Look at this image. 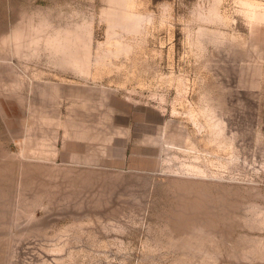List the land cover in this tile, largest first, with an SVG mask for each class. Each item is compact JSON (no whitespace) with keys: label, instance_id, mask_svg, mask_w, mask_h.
Instances as JSON below:
<instances>
[{"label":"rangeland","instance_id":"374dc122","mask_svg":"<svg viewBox=\"0 0 264 264\" xmlns=\"http://www.w3.org/2000/svg\"><path fill=\"white\" fill-rule=\"evenodd\" d=\"M0 264H264V0H0Z\"/></svg>","mask_w":264,"mask_h":264}]
</instances>
